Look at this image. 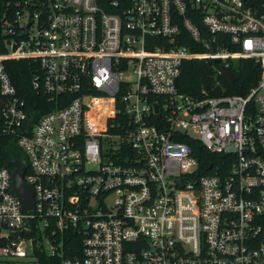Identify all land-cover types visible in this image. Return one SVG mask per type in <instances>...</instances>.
<instances>
[{"label":"built area","instance_id":"1","mask_svg":"<svg viewBox=\"0 0 264 264\" xmlns=\"http://www.w3.org/2000/svg\"><path fill=\"white\" fill-rule=\"evenodd\" d=\"M0 26V145L27 155L35 201L0 164V264H264V14L244 0H0ZM216 57L253 58L257 82L180 91L186 59ZM20 59L48 110L15 84ZM192 142L219 154L205 173Z\"/></svg>","mask_w":264,"mask_h":264},{"label":"trees","instance_id":"2","mask_svg":"<svg viewBox=\"0 0 264 264\" xmlns=\"http://www.w3.org/2000/svg\"><path fill=\"white\" fill-rule=\"evenodd\" d=\"M5 1L2 0V4ZM244 1L257 13L264 14V0ZM200 26L204 29L202 22H200ZM184 42L192 49L195 48L192 41L184 40ZM230 48L237 50L238 46L230 44ZM230 64L237 75L236 79H231L224 72L220 61L200 58L186 59L183 62L182 73L177 79V86L180 91L195 96L246 94L260 76V64L250 57L233 58ZM7 67L20 93L27 98L28 104L34 109H41L42 112L48 110V107L41 105V99L44 96L37 93L32 87V66L29 61L27 59L8 60ZM193 144L201 163L200 172L205 173L208 171L207 167L211 162H217L219 154L209 151L201 143ZM14 161L20 166L23 161H27V155L18 145L5 137V142L3 140V144L0 145V164L13 169L15 167ZM78 241L80 242L79 239H74L73 242L77 243ZM69 255H71V252ZM42 262L43 264H59L58 258L46 255L42 256Z\"/></svg>","mask_w":264,"mask_h":264},{"label":"water","instance_id":"3","mask_svg":"<svg viewBox=\"0 0 264 264\" xmlns=\"http://www.w3.org/2000/svg\"><path fill=\"white\" fill-rule=\"evenodd\" d=\"M215 60L220 61L221 59L216 57ZM222 68L231 79H236L237 75L231 66H222ZM14 163L15 167L12 171L13 189L18 195H20L24 208L29 209L35 205L33 197L34 187L24 180V173L26 170L25 161H23L20 166L17 165L15 161Z\"/></svg>","mask_w":264,"mask_h":264},{"label":"rangeland","instance_id":"4","mask_svg":"<svg viewBox=\"0 0 264 264\" xmlns=\"http://www.w3.org/2000/svg\"><path fill=\"white\" fill-rule=\"evenodd\" d=\"M97 106L95 107V108H98V107H102V108H106V103H104L103 101H102V98H98L97 99Z\"/></svg>","mask_w":264,"mask_h":264}]
</instances>
